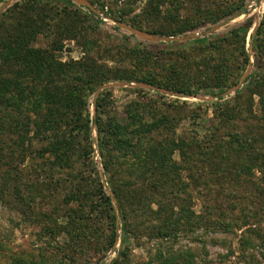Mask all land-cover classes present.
Listing matches in <instances>:
<instances>
[{
  "label": "rangeland",
  "instance_id": "rangeland-1",
  "mask_svg": "<svg viewBox=\"0 0 264 264\" xmlns=\"http://www.w3.org/2000/svg\"><path fill=\"white\" fill-rule=\"evenodd\" d=\"M6 1L0 0V7ZM16 1L13 0L0 11V15ZM86 1L92 7L74 2L85 13L93 12L102 22L97 26L93 19L80 21L79 36L75 39L66 38L63 40L62 49H53L57 60L67 65L77 64L78 68V63L90 57L110 69L115 66L134 69L135 64L127 60L124 62L125 58L118 54L117 47L122 44L135 45L140 41H143L141 45L153 48L154 52L158 51L156 48L169 51L166 56L169 62L177 66L187 65V61H191L187 57L197 56L201 45H206L214 36L252 19L245 37L249 63L235 85L225 89L204 88L202 91L197 90L199 94L184 95L129 79H111L95 91L90 98V134L94 148L93 159L104 189L111 196L117 217L116 240L112 246L108 245L107 240L111 228L107 218L98 222L104 228L103 237L100 239L98 233H92L86 240L76 239L74 245L66 232L69 212L73 213V209L80 212L82 203L88 209L90 204L92 194L89 191L93 187L88 185V181L95 176V172L89 162L83 163L75 154L70 162L71 166H61L57 164V159L51 152L40 156L37 151L44 144L33 136L37 128L34 124H29L22 131L25 134V145L20 144V147L26 148L25 155L19 154L21 148L16 143L19 136L14 138V143L10 139L0 140V264H57L58 258L64 259L65 264H71L73 259L77 264H264V202L258 192V186L264 185V178L258 168L253 169V174H236L231 177L223 170L225 162H222L219 167L213 164L217 172L210 174L207 162L197 153H193L191 147L185 145V156L179 149H175L172 154L174 162L182 166L177 169L174 180L169 177L174 173H166L163 170L165 167L159 166L156 159L148 157L144 164L132 166L123 163V158L116 152L113 153L112 168L105 172L95 126L97 98L102 91L110 89L111 114L124 119L125 107L131 100L157 98L160 115L174 113L179 116L180 121L176 124L175 133L176 136H183L187 142L194 136L196 138L193 141L196 143L207 134L208 126L215 121L217 107L214 103L218 101L229 108L232 107L233 111L238 108L232 120H227L225 127L219 132L239 124L243 129L250 128L253 134L261 133L264 118L259 104L260 95L254 92V84L246 83L243 77L251 72L264 73V69L255 66L253 48L257 29L264 18V0H246L243 8L215 23L191 32L170 35H195L193 37L153 41L135 34L138 38L131 39L130 42L126 36L133 32L120 25L119 21L134 29L159 35L148 29L158 27L160 23L175 24L196 17L208 0H171V5H161V15L158 17L145 12L147 0H101L104 10L91 0ZM225 2L226 0L210 1L218 12L223 10ZM129 5L132 7L130 11ZM219 5L221 6L218 7ZM121 9L127 11L125 20L113 16V13L119 15ZM169 12L171 22L164 19ZM61 18L66 19L62 14L57 17L59 21ZM54 21L56 20L54 19L53 23ZM55 38L54 33L49 36L42 34L37 38L35 45L50 49ZM84 42L94 48H84ZM226 49L232 50L228 47ZM181 51H184L187 57H179ZM154 59L152 58L150 64L145 67L158 70L159 66ZM237 63L240 64L238 58L228 64L230 80L237 77ZM10 67L9 64L3 65V70L8 71ZM192 68V74H196L197 68L194 64ZM139 88L148 91L143 92L138 90ZM238 94L241 96L237 99ZM195 109L199 115L191 118ZM29 115L33 119L36 117L33 113ZM166 133V130L158 131L153 135L154 141L163 140ZM256 141L258 145L263 144L259 140ZM194 150L199 152V147ZM239 159L240 155L237 156V160ZM185 166L191 169L188 170ZM231 172L234 175L233 169ZM110 177L114 181L122 179L135 182L134 200H123L126 228L122 225L121 207L112 192ZM180 178L186 183L181 188L178 184L174 185ZM80 183L81 188L86 189L85 199L68 200L71 191L76 190ZM246 206H249L248 224L235 226L232 230L222 228L223 220L237 221ZM169 217L171 234L157 235L158 229L167 223L165 221ZM179 218L181 219L178 220ZM83 226H78V233L82 231ZM249 227L260 235L247 232ZM72 245H78L79 248Z\"/></svg>",
  "mask_w": 264,
  "mask_h": 264
},
{
  "label": "trees",
  "instance_id": "trees-1",
  "mask_svg": "<svg viewBox=\"0 0 264 264\" xmlns=\"http://www.w3.org/2000/svg\"><path fill=\"white\" fill-rule=\"evenodd\" d=\"M91 1L104 10V3L101 0ZM210 1L213 2V0L205 1V9L203 8L196 17H190L175 24L160 23L158 27L148 29V31L165 36L191 32L221 20L243 8L246 2V0H226L223 10L218 12L219 10L212 7ZM166 4L171 5V0H147L144 10L150 16L158 17L161 15V5ZM128 8L130 11L131 5ZM170 12L166 13L164 17L169 22H171ZM126 13L125 9H121L119 15L113 13V16L125 20ZM61 14L66 19L61 18L59 21L57 17ZM54 19L56 21L53 23ZM92 19L97 26L102 22V19L93 12L82 11L73 0H17L1 13L0 140L10 139L14 143V138L19 136V142L16 143L20 147V144L23 145L25 141L23 129L29 124H34L37 128L33 136L44 144L37 151L40 156L51 152L55 155L57 164L61 166H71L70 162L73 161L75 154L83 163L89 162L95 172V176L88 181V185L93 187L89 191L92 194L89 199L90 204L88 209L82 203L80 212L74 209L73 213L69 212L66 232L70 236V242L74 245L76 239L86 240L85 238L92 233H98V239H100L103 237L104 228L98 222L107 218L111 227L107 240L108 245L112 246L116 240L117 217L111 196L104 189L93 159L94 148L90 134L92 120L90 98L93 97L100 85L111 79L142 81L184 95L196 94L197 90L202 91L204 88L225 89L231 87L237 83L238 77L249 63L245 37L252 19L211 38L206 45L200 46L199 52L194 58L187 57L184 51H181L179 57H187L191 60L187 61L189 62L187 65L177 66L171 61L169 62L166 57L169 55V51L156 48L158 51L154 52L153 48L141 45L140 43L143 41L137 42L135 45L122 44L117 47L118 54L125 58L124 62L127 60L135 64L134 69L126 66H115L110 69L90 57H87L84 62L78 63V68L77 64L67 65L58 61L53 49H62L64 39H75L79 36L78 24L80 21ZM54 25L56 27H53ZM52 33L56 35L52 42V48L35 45L40 35L49 36ZM256 34L253 41L255 66L264 69V18ZM135 38L138 37L134 33L126 36L128 42ZM146 44L148 45V43ZM83 46L88 49L94 48L93 45H88L86 42L83 43ZM226 47L232 48V50L227 51ZM152 58H155L154 60L159 66L158 70L145 67L150 64ZM237 58L240 60V64L237 63L236 66L237 77L230 80L228 64ZM192 60L196 62H192ZM7 64L11 67L8 71H4L3 65ZM192 64L197 68L196 74L191 72ZM245 81L246 83L252 82L255 86L254 92L260 95L259 104L261 115L264 118V73L251 72L246 76ZM138 90L148 91L143 88ZM111 93L110 89H105L96 101L95 126L105 172L112 168L113 153L116 152L119 157L123 158V163L132 166L144 164L148 157L156 159L159 166L165 167L163 170L166 173H174L169 176L171 180H174L175 174L178 172L177 169L182 166L174 162L172 154L175 149H179L185 156L187 153L185 145H188L192 148L193 153H197L202 160L207 162L210 174L217 172L213 164L219 167L223 164L222 162H225L223 170L231 177H235L236 174L240 176L253 174V169L258 168L264 178V125L260 128L262 132L256 134L251 133L250 128L243 129L239 124L219 132L222 127H225L224 123L227 120H232L235 110L237 112L238 108L233 111L232 107L229 108L219 101L215 102L217 107L215 121L208 126L209 131L202 137L203 139H198L195 143L193 139L196 137L194 136L189 142L181 135L176 136V124L180 118L174 113L160 115L157 98L148 97L144 101L131 100L125 107L124 119H121L117 115L111 114ZM240 96L241 94H238L237 99ZM169 107L171 108V105ZM249 109H252V101L249 103ZM29 113H33L36 117L33 119ZM198 115V110L195 109L192 111L191 118ZM163 130L167 132L165 138L161 141H154L153 135ZM256 140L263 144L258 145ZM196 147H199V152L194 150ZM25 153L26 148L23 146L19 154L25 155ZM239 155L240 159L237 160ZM186 168L191 169L189 166ZM232 169L234 175L231 172ZM110 181L112 182V192L121 207L122 225L126 228L123 200H134L133 185L135 182L122 179L114 181L111 180V177ZM176 184L181 188L186 183L180 178L174 185ZM77 186L76 190L71 191L68 200L85 199L86 189L81 188V183ZM258 187H260L259 196L264 202V185ZM243 208L244 210L237 221L232 222L225 219L221 225L222 228L232 230L235 226L242 227L248 224L250 221L249 206ZM88 219H91L90 222ZM165 222L169 225L165 223L160 226L157 235L171 234L170 217ZM82 224L84 225L81 227L83 229L78 233V226ZM247 232L260 235L251 227L247 229ZM262 242L264 243V239ZM76 247L74 246V248ZM63 260L58 258L57 264H65L66 261L63 262ZM71 264H77L75 259Z\"/></svg>",
  "mask_w": 264,
  "mask_h": 264
},
{
  "label": "water",
  "instance_id": "water-1",
  "mask_svg": "<svg viewBox=\"0 0 264 264\" xmlns=\"http://www.w3.org/2000/svg\"><path fill=\"white\" fill-rule=\"evenodd\" d=\"M13 0H7L1 7H0V11H2L5 7H7L8 5H10V3L12 2ZM75 2L77 3H80V4H85V5H88L90 7H92V5L86 1V0H74ZM120 25H122L123 27L129 29L131 32H133L134 34L138 35L139 37H142L144 39H147V40H153V41H167V40H172V39H184V38H187V37H193L195 35H188V36H185V37H170V36H159V35H155V34H151V33H148V32H143V31H140V30H137V29H134L132 27H130L129 25L125 24V23H122V22H118ZM217 26V25H215ZM214 26V27H215ZM246 76L243 77V80H245Z\"/></svg>",
  "mask_w": 264,
  "mask_h": 264
}]
</instances>
